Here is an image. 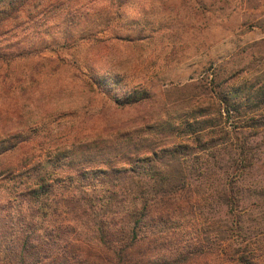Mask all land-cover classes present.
I'll use <instances>...</instances> for the list:
<instances>
[{
	"label": "trees",
	"instance_id": "trees-1",
	"mask_svg": "<svg viewBox=\"0 0 264 264\" xmlns=\"http://www.w3.org/2000/svg\"><path fill=\"white\" fill-rule=\"evenodd\" d=\"M112 2L92 17L70 0H0V66L35 59V68H44L46 53L58 56L112 41L141 49L165 26L158 14L150 18L153 7L146 11L143 0ZM48 15L59 23L47 24L42 17ZM107 32L110 39L99 38ZM82 64L79 82L109 109L134 108L150 99L142 84L129 88L122 69L104 76ZM217 87L210 99L217 100L219 118L204 114L179 126L180 136L171 126L156 128L161 133L152 137L127 135L130 140L121 143L111 136L115 145L103 149L113 154L105 157H71L74 151L63 150L41 167L29 152L32 138L26 132L1 140L0 259L6 264H260L264 82Z\"/></svg>",
	"mask_w": 264,
	"mask_h": 264
},
{
	"label": "rangeland",
	"instance_id": "rangeland-1",
	"mask_svg": "<svg viewBox=\"0 0 264 264\" xmlns=\"http://www.w3.org/2000/svg\"><path fill=\"white\" fill-rule=\"evenodd\" d=\"M143 1L146 11L153 7L147 12L150 18L158 14L165 24L151 45L146 42L135 49L112 41L109 46L88 45L58 56L46 53L44 68H35V59L0 66V141L26 132L32 138L29 152L41 160L35 163L41 167L63 150L74 151L71 157H105L113 154L103 149L114 144L111 136L121 143L135 133L140 138L160 134L156 128L163 126H171L180 136L179 126L204 114L219 118L217 100L210 99L212 90L220 89L218 83L246 88L264 82V0ZM70 2L92 17L113 4L112 0ZM42 18L49 25L59 23L50 22L49 15ZM111 36L107 32L99 38ZM82 63L104 76L122 69L129 88L142 84L150 99L134 108L109 109L79 82L76 74ZM19 118L24 122L19 124ZM261 246L260 264H264Z\"/></svg>",
	"mask_w": 264,
	"mask_h": 264
}]
</instances>
